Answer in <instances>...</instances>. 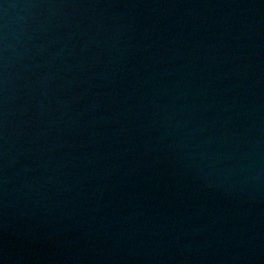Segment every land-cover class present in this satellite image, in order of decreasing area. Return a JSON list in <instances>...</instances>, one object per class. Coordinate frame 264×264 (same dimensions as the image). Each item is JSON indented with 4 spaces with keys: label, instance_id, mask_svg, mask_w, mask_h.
<instances>
[{
    "label": "water",
    "instance_id": "95a60500",
    "mask_svg": "<svg viewBox=\"0 0 264 264\" xmlns=\"http://www.w3.org/2000/svg\"><path fill=\"white\" fill-rule=\"evenodd\" d=\"M0 264H264V0H0Z\"/></svg>",
    "mask_w": 264,
    "mask_h": 264
}]
</instances>
